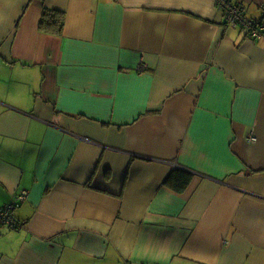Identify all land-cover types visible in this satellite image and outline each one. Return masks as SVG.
<instances>
[{"label":"crops","instance_id":"0c3cea01","mask_svg":"<svg viewBox=\"0 0 264 264\" xmlns=\"http://www.w3.org/2000/svg\"><path fill=\"white\" fill-rule=\"evenodd\" d=\"M216 2L0 0V264H264V34Z\"/></svg>","mask_w":264,"mask_h":264},{"label":"built area","instance_id":"2783aa9c","mask_svg":"<svg viewBox=\"0 0 264 264\" xmlns=\"http://www.w3.org/2000/svg\"><path fill=\"white\" fill-rule=\"evenodd\" d=\"M217 7L222 11L226 23L241 28L249 38L259 40L264 34V26L260 20L250 19L244 14V6L239 2L232 0H217ZM254 137L251 140L254 141ZM27 192H21L15 200L0 208V226H16V221L13 219L12 211L23 200H25Z\"/></svg>","mask_w":264,"mask_h":264},{"label":"trees","instance_id":"16d2710c","mask_svg":"<svg viewBox=\"0 0 264 264\" xmlns=\"http://www.w3.org/2000/svg\"><path fill=\"white\" fill-rule=\"evenodd\" d=\"M246 12H245V9H244V14H245ZM245 16H246V14H245ZM56 17H58V16H56L55 15V13H51V12H45L44 13V15H43V17H42V19H41V21H40V24H39V29L42 31V32H48V30L50 29L48 26L49 25H51V24H55L56 22H57V20H56ZM247 17V16H246ZM249 18V17H248ZM251 19V18H250ZM173 176L174 177H176V176H180V173H178V172H171V174H170V176H169V178L170 177H172L173 178ZM179 178L180 177H176V183L178 184V186H180V184H179ZM186 179V178H185ZM184 179V182L182 183V187H184V185L186 184V180ZM181 187V188H182Z\"/></svg>","mask_w":264,"mask_h":264}]
</instances>
